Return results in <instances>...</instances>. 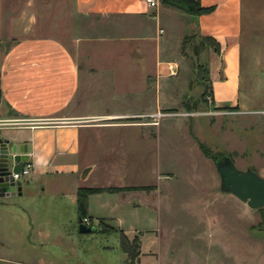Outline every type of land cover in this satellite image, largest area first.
Returning <instances> with one entry per match:
<instances>
[{"label":"rangeland","instance_id":"rangeland-1","mask_svg":"<svg viewBox=\"0 0 264 264\" xmlns=\"http://www.w3.org/2000/svg\"><path fill=\"white\" fill-rule=\"evenodd\" d=\"M28 1L0 0L5 18L18 17ZM34 1L40 33L51 31L78 64L80 84L69 114L148 116L83 124L90 128L83 134L89 135L86 152H92L95 138L102 144L101 153L95 152L101 166L95 180L103 184L107 174L115 182L104 190L133 195H107L98 204L117 218L121 230L100 219L90 220L95 232H70L68 198L55 196L67 180L51 175L45 192L37 184L30 198H0V204L7 203L0 205V264H264V208L252 210L222 193L215 167L216 157L227 156L238 171L264 178V111L213 110L207 97L217 63L207 65L208 50H192L196 37L181 46L183 60L175 32L167 41L163 57L178 63L175 76L144 75L125 45L70 42V0ZM0 37L8 38L6 27ZM158 98L164 106L158 107ZM157 113L164 117L155 118ZM140 195L142 204L132 209ZM24 211L35 219H25ZM45 213L50 219L39 217ZM119 232L129 243H139L133 261L120 249Z\"/></svg>","mask_w":264,"mask_h":264},{"label":"crops","instance_id":"crops-1","mask_svg":"<svg viewBox=\"0 0 264 264\" xmlns=\"http://www.w3.org/2000/svg\"><path fill=\"white\" fill-rule=\"evenodd\" d=\"M156 1L158 6L150 8L139 0H70L66 15L70 22V42L76 46L82 43L125 45L128 58L139 64L144 75L151 72L158 78H166L175 76L179 67L176 60L163 57L172 33L178 38L181 59L184 39L209 37L220 47L219 53L211 50L208 53L207 65L211 61L217 63L209 77L207 97L213 110L233 114L264 111V0H197L202 8L209 10L197 17L179 14ZM38 9L36 2L30 0L18 17L8 20L0 3V35L6 27L8 37H0V132L5 133L6 139L31 148L29 162L33 170L22 184V194L18 197H32L37 184H42V192H45L50 187L47 177L61 176L67 183L64 185L61 181V189L58 188L55 196L68 198L72 213L69 230L78 232V191L104 190L115 182L108 180L107 174L103 184L95 180L94 173L101 167L94 161L95 152L101 153L102 144L100 137L95 138L97 143L92 152H86L89 135L83 134L90 128L83 124L91 119L117 120L148 115L138 112L125 116H101L96 112L70 115L80 84L78 64L51 31L47 35L45 28V33H40L42 18ZM156 104L159 107L165 103L158 98ZM88 161L94 163L88 164ZM109 169L103 171L108 173ZM89 182L90 185L84 187ZM107 195L112 199L114 196L133 197L124 192L90 195L87 218L111 220L121 230L116 217L105 207L99 205L98 208L101 198ZM142 196L134 198L139 201ZM139 203L142 204L141 200L131 203V208L137 209ZM25 212V219H35ZM39 217L50 219L51 215L45 213ZM128 233L124 231L125 235ZM141 253L144 254L143 246Z\"/></svg>","mask_w":264,"mask_h":264},{"label":"water","instance_id":"water-1","mask_svg":"<svg viewBox=\"0 0 264 264\" xmlns=\"http://www.w3.org/2000/svg\"><path fill=\"white\" fill-rule=\"evenodd\" d=\"M30 154V145L0 138V198L21 196L22 183H14L12 174L22 171ZM215 167L222 193L234 196L252 210L264 208V178L250 170L238 171L227 156L217 157ZM78 232L90 234L95 231L79 221Z\"/></svg>","mask_w":264,"mask_h":264},{"label":"trees","instance_id":"trees-1","mask_svg":"<svg viewBox=\"0 0 264 264\" xmlns=\"http://www.w3.org/2000/svg\"><path fill=\"white\" fill-rule=\"evenodd\" d=\"M160 5L164 8H168L177 12H180L189 17H197L203 14H207L209 10H206L200 6L199 1L197 0H158ZM194 36H190L184 39L182 43V48L184 49L183 44H185L188 39L193 38ZM199 41L197 44L192 46V50L196 53L198 48H202L205 50H211L214 53H219L220 47L219 45L209 37H199ZM206 73V71H205ZM187 103L184 102V108L187 112L192 109L187 107ZM201 150L206 153L205 149L201 147ZM217 157L215 159V162ZM109 193L110 191L102 190V189H80L77 193V212L79 220L87 218V198L90 195L100 194V193ZM90 220V219H89ZM120 238V249L123 253L126 254L128 261H133L139 254V243L137 240H134L132 243H129L126 237L122 232H119ZM130 247H133L134 252L130 251Z\"/></svg>","mask_w":264,"mask_h":264},{"label":"built area","instance_id":"built-area-1","mask_svg":"<svg viewBox=\"0 0 264 264\" xmlns=\"http://www.w3.org/2000/svg\"><path fill=\"white\" fill-rule=\"evenodd\" d=\"M139 2L146 4L150 8H156L158 6V2L156 0H139ZM162 117H164V115L161 113H157L155 115V118L157 119H160ZM32 170L33 165L28 161L19 174H12L13 182H21L23 184L24 181L30 177ZM80 221L86 227L91 228L90 220L88 218H84Z\"/></svg>","mask_w":264,"mask_h":264}]
</instances>
